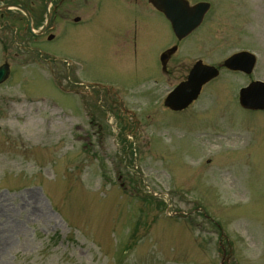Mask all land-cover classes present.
<instances>
[{
	"label": "rangeland",
	"instance_id": "374dc122",
	"mask_svg": "<svg viewBox=\"0 0 264 264\" xmlns=\"http://www.w3.org/2000/svg\"><path fill=\"white\" fill-rule=\"evenodd\" d=\"M187 1L210 8L185 38L157 16L144 59L78 72L113 85L137 125L102 115L89 84L64 90L57 64L0 51L14 67L0 84V264H264V112L239 102L240 87L264 80V0ZM71 49L92 54L84 40ZM242 49L257 55L251 73L222 67ZM198 59L220 74L187 109H168Z\"/></svg>",
	"mask_w": 264,
	"mask_h": 264
},
{
	"label": "flooded vegetation",
	"instance_id": "af4514ba",
	"mask_svg": "<svg viewBox=\"0 0 264 264\" xmlns=\"http://www.w3.org/2000/svg\"><path fill=\"white\" fill-rule=\"evenodd\" d=\"M147 6L156 11L147 13ZM162 15L153 0H0V51H15L23 66L32 63L35 56L45 60L48 67L57 64L62 88L68 90L67 84L72 83L78 93L80 85L87 84L80 82L78 72H85L88 60L98 68L105 63L120 68L124 61L134 63L139 52L140 60L144 59L151 42L146 46V31ZM82 40L90 46L89 57L71 49ZM48 44L61 51L57 54ZM4 64L14 69L8 59L0 66ZM89 86L93 103L101 107L102 115L118 112L120 116L122 112L133 115L136 125L140 122L113 85L98 78ZM100 93L105 95L106 104L98 102ZM122 122L120 119L117 125Z\"/></svg>",
	"mask_w": 264,
	"mask_h": 264
},
{
	"label": "water",
	"instance_id": "95a60500",
	"mask_svg": "<svg viewBox=\"0 0 264 264\" xmlns=\"http://www.w3.org/2000/svg\"><path fill=\"white\" fill-rule=\"evenodd\" d=\"M158 8L162 9L170 19L172 27L178 38H182L202 20L204 13L210 6L208 2H200L190 7L184 0H153ZM188 22L189 24H183ZM177 49L173 46L161 55L163 68L166 67L169 57ZM255 62V57L248 51L235 53L225 59L224 65L232 69L250 72ZM218 68L203 64L198 61L192 68L188 79L177 85L166 97L165 105L179 110L187 106L192 99L197 97L202 85L218 74ZM8 76V69L0 68V82ZM240 102L245 107L264 108V82L253 81L240 90Z\"/></svg>",
	"mask_w": 264,
	"mask_h": 264
},
{
	"label": "bare ground",
	"instance_id": "6f19581e",
	"mask_svg": "<svg viewBox=\"0 0 264 264\" xmlns=\"http://www.w3.org/2000/svg\"><path fill=\"white\" fill-rule=\"evenodd\" d=\"M8 242V239L5 241V243Z\"/></svg>",
	"mask_w": 264,
	"mask_h": 264
}]
</instances>
